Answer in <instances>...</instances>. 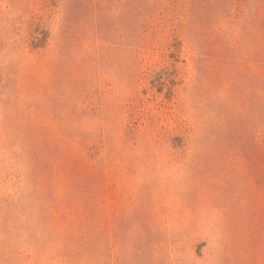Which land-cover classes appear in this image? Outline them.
Returning <instances> with one entry per match:
<instances>
[{
    "label": "rangeland",
    "instance_id": "1",
    "mask_svg": "<svg viewBox=\"0 0 264 264\" xmlns=\"http://www.w3.org/2000/svg\"><path fill=\"white\" fill-rule=\"evenodd\" d=\"M0 264H264V0H0Z\"/></svg>",
    "mask_w": 264,
    "mask_h": 264
}]
</instances>
